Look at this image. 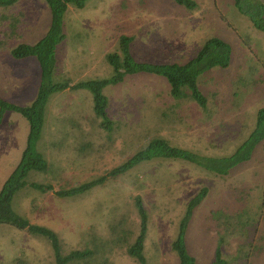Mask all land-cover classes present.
<instances>
[{"label":"rangeland","instance_id":"374dc122","mask_svg":"<svg viewBox=\"0 0 264 264\" xmlns=\"http://www.w3.org/2000/svg\"><path fill=\"white\" fill-rule=\"evenodd\" d=\"M196 1L195 10L176 0H88L84 8H68L66 36L56 48L55 82L112 76L106 54L118 50L122 34L134 37L130 50L136 60L152 63H185L213 36L232 46L230 66L213 67L198 77L208 99L207 111L190 97L175 99L167 78L148 72L128 74L104 88L109 128L101 126L89 90H62L50 96L37 144L47 168L29 172L26 185L13 196L12 208L30 223L54 230L63 255L94 251L68 264H140L128 255L126 245L111 241L114 226L130 231V240L139 233L136 196L143 199L148 214L147 264H179L172 242L190 199L204 186L208 194L195 207L185 234L197 263L216 264L220 249L225 264H264V140L250 160L225 176L186 160L160 157L84 193L66 197L55 193L106 174L155 136L215 156L232 154L248 137L257 110L264 106V32L235 0ZM50 20L45 0H19L0 8L3 99L30 105L36 97L41 72L37 58L16 59L10 49L21 42L19 23L29 21L38 27ZM44 32H36L28 42ZM28 129L21 113L5 112L0 123V189L21 158ZM0 264H56V260L46 236L0 223Z\"/></svg>","mask_w":264,"mask_h":264},{"label":"trees","instance_id":"16d2710c","mask_svg":"<svg viewBox=\"0 0 264 264\" xmlns=\"http://www.w3.org/2000/svg\"><path fill=\"white\" fill-rule=\"evenodd\" d=\"M19 0H0V8H8ZM50 8L51 20L46 33L34 43L19 42L11 47L10 53L16 59L36 57L40 68V84L38 92L30 105H18L0 97V123L6 111L13 110L21 113L29 123L26 144L21 158L7 177L0 189V223H8L20 229H26L33 235H44L50 239L54 249L56 264H68L74 259H85L92 250H73L63 255L58 234L49 227L33 224L28 219L17 214L12 208V199L16 191L26 185L25 178L29 172L45 170L47 160L38 150L37 144L41 137L45 121L46 105L50 96L58 91L70 89H87L93 95L95 114L101 118V126L108 127L111 118L108 115V97L104 88L109 84L122 82L128 74L148 72L167 78L170 84L171 95L175 99L190 97L202 108L208 110V99L198 86V77L213 67H228L231 62L232 46L225 40L213 36L208 38L197 53L185 63H152L138 61L131 53L130 45L134 39L132 35L122 34L119 37L117 51L108 52L106 58L113 68V75L103 79H91L78 81L72 84L70 79L55 82L53 72L56 63L57 45L64 40L65 16L70 5L76 8H84L88 0H45ZM181 5L195 10L198 7L196 0H176ZM239 10L249 17L252 24L264 32V1L263 0H235ZM19 22V19L16 18ZM12 24V22H11ZM11 33L15 35V26ZM186 89V90H185ZM264 140V106L257 110L256 123L248 137L236 148V150L225 156L204 155L192 149L171 144L169 139L162 136L153 137L143 149L136 152L128 160L114 167L104 175L85 182L79 186L60 189L55 193L61 197L84 193L96 185L105 183L109 177H116L128 171L137 164L152 160L154 158H176L186 160L204 168L211 173L225 176L239 164L250 160L256 147ZM32 186L43 190H53L51 185L32 183ZM209 189L204 186L194 195L187 206L184 216L179 224L178 235L172 242V248L177 252L179 264H199L195 257L189 252L185 234L188 224L192 218L193 211L208 194ZM135 204L140 215L139 233L130 240L131 232L112 227L111 241L126 245L128 255L134 257L140 264H147L144 255V243L148 231V214L140 196H136ZM122 232V234L120 233ZM116 236V238H115ZM219 248V246H218ZM107 261V260H106ZM216 264H225L220 249L216 250Z\"/></svg>","mask_w":264,"mask_h":264},{"label":"crops","instance_id":"0c3cea01","mask_svg":"<svg viewBox=\"0 0 264 264\" xmlns=\"http://www.w3.org/2000/svg\"><path fill=\"white\" fill-rule=\"evenodd\" d=\"M34 16V15H33ZM32 16V17H33ZM29 21H27V23L25 24V23H23V22H21V23H19V25H18V29H20L19 31H18V35L21 37V42H25V43H34V42H36V41H38L45 33H46V31H47V29H48V26H49V24H50V21H49V23L48 24H39V26L38 27H36V25H34L33 24V22L32 23H28ZM26 26V27H28V29H23L24 27ZM46 30V31H45ZM16 31V30H15ZM45 31V32H44ZM36 32H44V33H42L38 38H37V40L35 39V40H33L32 42H28V41H31L33 38H34V36H35V33ZM16 33V32H15ZM22 39H23V41H22ZM25 71H26V69H24ZM41 73V72H40ZM66 90H71L70 88H67ZM84 123V122H83ZM83 123H77V125H80V124H83Z\"/></svg>","mask_w":264,"mask_h":264}]
</instances>
